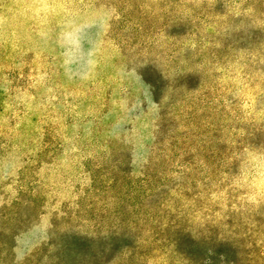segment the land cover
<instances>
[{
    "label": "rangeland",
    "instance_id": "obj_1",
    "mask_svg": "<svg viewBox=\"0 0 264 264\" xmlns=\"http://www.w3.org/2000/svg\"><path fill=\"white\" fill-rule=\"evenodd\" d=\"M0 264H264V0H0Z\"/></svg>",
    "mask_w": 264,
    "mask_h": 264
}]
</instances>
